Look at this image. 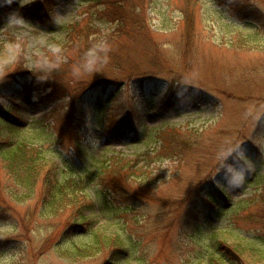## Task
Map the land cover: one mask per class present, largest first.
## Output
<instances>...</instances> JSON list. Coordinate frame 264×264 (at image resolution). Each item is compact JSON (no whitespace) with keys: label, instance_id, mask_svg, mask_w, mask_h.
Segmentation results:
<instances>
[{"label":"rangeland","instance_id":"rangeland-1","mask_svg":"<svg viewBox=\"0 0 264 264\" xmlns=\"http://www.w3.org/2000/svg\"><path fill=\"white\" fill-rule=\"evenodd\" d=\"M44 1L8 6L17 12ZM115 5L134 15L121 34L123 24L98 19L87 12L92 7L54 1L52 16L62 25L89 23L98 32L99 58L75 62L50 50L65 32L48 31L26 11L14 20L0 9L1 66L70 84L74 96L88 89L71 104L42 97L29 73L16 81L9 74L2 80L12 83L0 85V142L31 141L58 178L74 181L75 193L91 201L80 210L88 223L74 227L68 210L48 207L40 184L29 193L16 185L0 156V264H205L210 236L264 245V0ZM183 11L191 14L189 34ZM112 13L120 11L109 19ZM117 158L129 181L102 182L103 168ZM254 194L235 214L208 198L224 209ZM91 232L117 240L123 253L110 255L112 247L62 260L61 251L91 246Z\"/></svg>","mask_w":264,"mask_h":264},{"label":"trees","instance_id":"trees-1","mask_svg":"<svg viewBox=\"0 0 264 264\" xmlns=\"http://www.w3.org/2000/svg\"><path fill=\"white\" fill-rule=\"evenodd\" d=\"M55 0H45L42 4H32L27 5L23 8H18L17 12H13L12 8H9V3H18V0H0V9L4 12V16L18 20L16 17L20 16L25 11L32 14L34 16L33 20L42 24L48 31H63L65 32V39L63 44H59L57 47H50L52 54L62 57L69 58L70 55H74V58H69L67 62H75L77 60H81L82 57H88L92 59H98L100 56L99 45V37L95 36L98 34L96 30H93L91 24L86 23L82 27H79L78 24H73L70 26L62 25L57 19L52 16V8L54 6ZM75 3L82 4L83 6H89L92 8L86 9L87 12L90 9H94V13L99 15L98 19L106 20L110 23L119 24L120 28L117 33L121 34L122 28L128 22L135 23L133 12L126 9L125 6H116L115 2L118 0H71ZM93 3V4H92ZM96 4L100 6H104L102 11L96 9ZM112 9H118L120 11L119 14H113L109 19L108 15L111 13ZM184 13V22L187 26V34L190 33L192 29V24H190L186 18L191 15L188 11H183ZM28 15V14H24ZM92 15H90L91 17ZM123 26V27H122ZM53 49V50H52ZM50 51V52H51ZM8 63L4 64L7 65ZM0 64V85H7L12 82L6 81L3 82L2 79H6L10 74V77L15 81L18 78H23L28 75H32V83L30 86L38 90V93H41L42 97L55 98L58 100H62L64 97H68L67 101L71 104H75L78 100L82 99L88 89L82 90L78 95H72L71 85L59 83L60 85L54 84V82L47 80H40L36 76V71L31 70L28 72L26 69L22 70V67L18 65V67L8 66L4 67ZM35 68V67H34ZM11 78H7L8 80H12ZM40 80V81H39ZM38 82V83H33ZM70 85V86H69ZM14 130L15 128L12 127ZM188 135V134H187ZM175 136V135H173ZM179 138L178 136H175ZM187 138V136L185 137ZM188 140L181 141L185 143ZM11 140L6 142H0V156L3 159V164L5 166L4 172L6 175L10 176L11 179L16 185L23 187L29 192L33 191V188L36 184H40V189H43L45 192V197H51L52 200H47L48 207L54 206L55 209H61L63 212L68 210L71 213L72 218H74V227H82L84 223H88V219L81 215V207L84 204L91 206V201L87 198V196L77 195L75 191H79L80 188L77 189L76 186L71 185L70 183H75L71 179H59L58 178V168L48 161L45 158L44 153H41L42 150L36 146H34L29 140H21L18 143L13 145L10 144ZM80 143H77L75 148L79 146ZM3 145L6 147L4 148ZM191 146V145H190ZM189 146V147H190ZM119 158L111 159L101 172V181L109 180L114 182L115 178L118 176L119 178L126 179L129 181V171L127 172L123 166L119 163ZM40 180V181H39ZM125 181V180H124ZM49 193V194H48ZM221 197L225 198L224 190H221ZM259 195L254 194L251 197L243 200H234L231 202L228 207L223 208L219 199L215 196H209V200L212 201L218 211H229L230 213H237L238 210L242 211L244 208H249V204L252 202L254 197L257 200ZM104 198L105 195H102ZM43 202V201H42ZM77 219V220H75ZM89 231V230H88ZM93 235V240L91 242V246H75L74 251L65 254L66 251L72 250L68 249L65 252L61 251V258L66 262H74L77 259L87 258L90 255L96 253L97 250H107L109 249L110 255L121 254L123 246H117V240L112 241L114 245L108 243L106 239H102V236L97 232H91ZM118 239V238H116ZM208 250L209 254L207 259L205 260V264H264V245H260L259 243L252 244H238V246L229 245L227 240H216V237H209L208 240ZM120 243V242H119ZM250 243V242H249ZM66 256V257H65Z\"/></svg>","mask_w":264,"mask_h":264}]
</instances>
